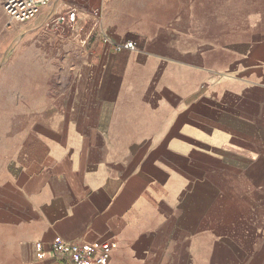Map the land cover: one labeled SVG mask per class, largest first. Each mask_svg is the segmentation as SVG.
<instances>
[{"label":"crops","instance_id":"1","mask_svg":"<svg viewBox=\"0 0 264 264\" xmlns=\"http://www.w3.org/2000/svg\"><path fill=\"white\" fill-rule=\"evenodd\" d=\"M226 2L49 0L0 27V264H62L55 239L264 264V13L228 27Z\"/></svg>","mask_w":264,"mask_h":264},{"label":"built area","instance_id":"2","mask_svg":"<svg viewBox=\"0 0 264 264\" xmlns=\"http://www.w3.org/2000/svg\"><path fill=\"white\" fill-rule=\"evenodd\" d=\"M48 2L49 0H0L1 11L7 19L6 27L9 28L11 22L25 23L31 20L39 14ZM74 17L75 13L71 11L66 15L57 17L54 23H68L71 25L74 22ZM102 42L107 44L108 40L104 37ZM134 48L135 44L133 42L111 44V49L115 53L124 49L134 50ZM115 246V243L110 241L90 244L55 239L47 244V250L52 254L55 261H60L62 264H106L110 252ZM33 251L38 260L42 259L45 251L44 244L41 242L35 243Z\"/></svg>","mask_w":264,"mask_h":264},{"label":"rangeland","instance_id":"3","mask_svg":"<svg viewBox=\"0 0 264 264\" xmlns=\"http://www.w3.org/2000/svg\"><path fill=\"white\" fill-rule=\"evenodd\" d=\"M226 4V7L219 6L212 8V14L225 17L227 21L226 26L228 27H239L238 18L250 10L246 7L245 0H227ZM255 11L264 13V0H254V13H256ZM6 22L7 19L3 15L0 5V27L7 29Z\"/></svg>","mask_w":264,"mask_h":264}]
</instances>
